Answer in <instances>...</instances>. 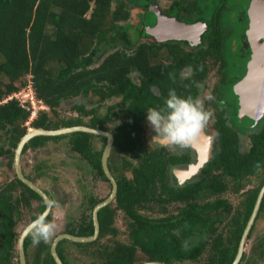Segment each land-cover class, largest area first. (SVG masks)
Here are the masks:
<instances>
[{
    "label": "trees",
    "instance_id": "1",
    "mask_svg": "<svg viewBox=\"0 0 264 264\" xmlns=\"http://www.w3.org/2000/svg\"><path fill=\"white\" fill-rule=\"evenodd\" d=\"M155 1L0 0V157L8 154L9 164H12L14 149L27 132L25 123L31 115L29 102L22 103L17 97L6 98L21 88L29 89V85L37 100L49 108V111L38 110L30 122L32 127L85 124L108 129L107 123L113 117L119 115L120 119L112 130L115 158L111 164L116 173L118 192L115 201L98 214V239L109 237L105 244L69 239L59 242L57 251L65 264H70L66 243L83 251L100 244V260L94 264H137L148 260L167 264H231L264 184V116L257 122L249 115L240 116L239 95L232 89L245 73V59L243 66L234 71L236 74H232L225 85L223 99L228 98L229 106L232 104L233 107L228 108L227 113L217 109L213 122L215 142L212 156L199 177L184 184L177 183L172 165L178 164L179 156L165 146H146V108L163 102L170 88L184 96L197 95V90L181 75L184 66H194L198 72L194 79L201 80L206 60L210 57L219 61L218 72L223 78L221 70L226 66L223 43H227V39L221 28L228 22L225 15L231 10L226 9V5H234L236 0H204L202 5L200 0L194 1L192 4L198 6L197 16L212 23L206 34L210 44L197 51L182 49L180 53H171L166 56L167 62L163 56V44L139 42L141 37L151 33L160 35L154 29L156 14L149 8ZM185 1L173 0L170 14L182 16V10L192 11L193 5H184ZM248 2L245 0L243 4L247 7ZM132 6L144 10L134 26L128 22ZM148 15L153 19H147ZM108 48L114 49L101 59ZM134 72L139 74V82L131 78ZM224 80L221 79L222 83ZM153 85L160 88L162 98L153 94ZM261 86L264 88V84ZM92 93L100 99L118 97L119 101L107 105L104 114H99L94 107L87 109L82 103L74 104L72 108L78 112L76 117L58 123L51 121L50 112L57 115L63 101L76 97L86 99ZM216 100L219 102L218 98ZM84 115H90V119L84 120ZM64 135L69 134L34 136L24 150L51 139L57 141ZM246 135L249 144L244 147ZM69 136L71 147L89 158L99 173L107 178L101 166V153L92 150L90 139L94 134L78 131ZM257 161L261 163L260 171L256 169ZM125 167H129L131 176L125 173ZM14 184L5 185L0 191L1 246L7 250L5 259L0 258V264H10L9 252L15 248L18 236L13 228L18 202L8 192ZM26 188L41 199L37 192ZM241 189L244 191L239 194V204L232 211L230 200L220 195L229 190L238 193ZM96 202L92 199L90 207ZM174 203H179L178 211L166 213L168 205ZM44 206L43 203L42 208ZM142 209L164 214L150 216ZM117 210H122L126 216L129 243L116 239L119 232L114 225ZM263 213L264 198L258 217ZM67 231L76 235L92 234V217L84 228ZM196 235L202 239L195 243L191 238ZM33 243L28 235L25 239L28 264H57L50 251L51 241L34 243L35 249L30 255ZM245 258L246 252L239 264H243Z\"/></svg>",
    "mask_w": 264,
    "mask_h": 264
},
{
    "label": "flooded vegetation",
    "instance_id": "2",
    "mask_svg": "<svg viewBox=\"0 0 264 264\" xmlns=\"http://www.w3.org/2000/svg\"><path fill=\"white\" fill-rule=\"evenodd\" d=\"M170 1H171V4H172L173 0H170ZM194 1H196V0H186L184 2L185 3L184 5H188V4L193 5L192 3ZM203 1L204 0H200L199 4L202 5ZM243 1H245V0H236L234 5H231V6H229V4L226 5V9H231V10H230L229 14L225 15L226 20L228 22H226L224 27L221 28L224 31V35L226 36V39H227V43L226 42L223 43L224 44L223 48H225L223 61L226 62L225 68H223L221 70V73L223 72L222 73L223 78L221 77L220 72H218V68H219V65H220L219 61H215L214 59H212L210 57H208L207 60H206V69H205V71H204V73L202 75L203 77H202L201 80L194 79L196 73L198 74V72H195V67L194 66L186 65L182 69V74L181 75L183 77L187 78L186 80L189 81L190 85L194 89L197 90V95H199V96H201V93H202L201 88H202L203 85H205L204 84L205 81L208 78L212 77V75L210 76L212 71L216 72L218 77H217L216 83L213 85V88L211 89V99L208 100V101L206 100V102H205L206 105L210 104V106L214 108L213 109V115H214L215 118H216L217 109H219L220 112H221V110H223L224 112L227 113L228 112V108L233 107L232 104H231V106H229L230 102L228 101V98L223 99V94L226 91L225 90V85L230 80L229 78L231 77L232 74H236L234 71L240 69V67L243 66V60L245 59L246 62L245 61L244 62H245L246 70H245V73L240 77V79L244 78V76L248 72L250 63L252 62L254 57H259L260 58L259 55L262 56V53H264V0H249L247 7L243 4ZM251 5H252V7H251ZM155 6H157L160 9V11H162L160 6L157 4V1H155L152 4H150V7H149L150 10H152V8L155 7ZM170 7H171V5H170ZM170 7L166 10L165 13L162 12L163 14H165V16L177 17L181 22L190 23V24L191 23L194 24V23H197V22H204L207 26L204 29V31L201 32L200 37H196L194 35L193 36H187L186 35V37H183V34H182L183 32L180 29H178L177 31H173V30H175V28H177V27H180V28L183 29L184 26L182 24H178L177 25L176 23L172 22L171 20H167L166 21V25H165V29H168V30H163L162 32L158 31L160 33V35H158L155 32L153 34L151 33L150 36H152L153 38L150 41H154L156 43H160V44H163L165 46V49L163 51V53H164L163 56L166 58L165 62H167L169 60L166 56L171 55V53H180V50H182V49L186 50V51H192V50L197 51V50H200V48H202V47L209 46V44H210L209 43V37L206 34L208 32V29L212 26L211 22H207V21H205L202 18H199L197 16L198 6H196L195 3L192 6L193 7L192 11H187L186 12V11L182 10L181 11L182 16H180V14H179L180 17L170 14V11H169ZM184 16H185V18H184ZM196 16H197V18H195ZM234 18H237L236 21L234 20ZM167 22H169V23H167ZM237 30H238V34H237ZM260 33H262V34H260ZM150 41L148 40V42H150ZM262 64H264V60L260 62L259 67L256 69V71L257 70H261V73L264 72L263 71L264 65H262ZM136 74L137 75L134 76V74L132 73L131 74V78L134 80V82H139V79H140L139 78V74L138 73H136ZM221 79H225L223 83H222ZM262 84H264V82H261V85ZM151 89H152L151 91L153 92V94H155V96L156 95L157 96H161V98L164 96L163 93L161 94L160 88L157 87V85H153ZM232 89H233L234 94H238L235 91V84L232 87ZM116 98L119 101V98L118 97H116ZM217 98H218L219 102H217V100H216ZM99 99H100V97H99ZM103 99H105V97H102L100 100H103ZM162 103L163 102L161 101L160 104H162ZM239 103H240V101H239ZM213 122H214V120L212 121V128H213V132L215 133V129L213 127ZM144 125H145V131H144L145 132V138H146V141H147L146 146L149 147V148L158 146L155 142H150L151 136L153 134H152V132H150L151 129L148 131V127L149 126H148L146 120L144 122ZM97 127H99V126H97ZM105 130H109V129H105ZM111 132H112V130H111ZM207 132H209V134H211V133L213 134V132L211 131V128H208ZM112 134L114 135L113 132H112ZM49 136H51V135H49ZM213 136H214V134H213ZM93 137H99L100 138L101 143H100L99 147H94V144L92 142V138ZM104 137H105L104 135L95 134L94 133V136H91L90 140H91V143H92V150L94 152H100L101 153V156H100L101 166H102L103 172H104V174H105V176L107 178L103 177V175L101 173H99V170L91 164V161H90L89 158L84 157L80 152L76 151L72 147H71V149L73 151H75V153L76 152L79 153L81 155V157L83 158V160H84V162L81 164L82 165L81 169L79 168L82 172L80 173V177L78 178V181L81 182V183L87 181V182H90L93 186L95 184L97 185V184H99L101 182H108L110 184V190H109V192H108V194L106 196L101 197V198H98L97 196L93 195V193L90 194L89 192H86L88 208H86V210L82 212V214H81L80 218L78 219V222L76 223L75 227L71 223L68 222V223H66L63 232L70 233V232L67 231V229L77 230L80 227L84 228L88 224V220L90 219V216L92 217V220H93L94 207L97 204H99L100 202L106 200V198L112 192V189H113L112 182L109 179V177L106 175L104 167H103V154H104L105 147H106V144H107V138L105 137V139H104ZM245 137H247L248 144H249V136L248 135L244 136L243 140H245ZM214 140H215V136H214ZM47 143L48 142L44 143L43 145L36 146V147H28L25 150L23 148V150H22V152L20 154V161L19 162H20L21 173L27 179H29L33 183L37 184L40 188H42L48 194V196L51 199L52 209H53L54 206L56 205V198H54L52 193L47 188H44L38 182L40 179H43V178H46V179L51 178L50 167L48 166V161L47 160L46 161L45 160H40V159L38 160L39 156H38L37 153H35V151H37L41 147H44ZM26 144L24 145V147L26 146ZM113 145H114V143H113ZM113 145H112V148H111V150H110V152H109V154L107 156V165H108L109 171L111 172V174L113 175L114 179L117 182L116 173L111 168V164L114 162V158H115L114 157L115 153H114V150H113ZM165 147H167L169 150L171 148L170 151L173 154L178 155L179 158H180L178 164L172 165V172L176 171V170L183 171V170L187 169L191 164L197 163L198 160H199L198 150L195 147H193L191 144H188L187 146L168 145V146H165ZM27 151L34 152L35 157H30L29 158L28 167H25L23 165V163H22L23 162L22 158H23V155L25 154V152H27ZM14 155H15V149H14V153H13V157H12V164L11 165L9 164L11 166V168L13 169L14 176L7 182L6 186L8 184H11L12 182H14L15 184L13 186H11V189H9L8 192H11L12 195L13 194H18L17 196L13 195V199L18 202V209H17L18 213H14V215H13L14 220H15L13 228L15 230L16 223H18V221L20 220L19 219V215L21 216L20 210H22V205H29V204L31 205V203H33L35 201L40 202L38 204L37 212H36V214L32 215L31 220L34 219L36 215L42 213L44 211L46 205L44 206V208H42V204L43 203L45 204L44 198L39 193L38 194L41 197V199L38 198V197L33 196L29 192V190L26 188V186L29 187L31 190H34V189L31 188L26 183H24L19 178L16 166H15V160H14L15 156ZM210 158H211V156L209 157V159L207 161L204 162L203 166H205V164L210 160ZM62 161L66 162V160H61V162ZM203 166L190 178L183 177V175H181L180 172H178V174L173 172V177H174V179H175V181L177 183L178 182L179 183H183V184L187 183L189 180H191V179L194 180L195 177H199L200 176V173H201L200 171L203 168ZM126 171H129L130 174L132 175L131 170L129 169V167H125V173H126ZM88 172H89V174H88ZM56 180H57V178H56ZM19 181L22 182V184ZM117 184H118V182H117ZM262 186H261V188H262ZM83 187L85 188L86 186H83ZM4 189H5V187H4ZM4 189H0V191L4 190ZM229 191H231V190H229ZM243 191H244V189H241L238 193L237 192H233V191H231V192H233L234 194H236V196H238L239 194H241L240 192L243 193ZM117 192H118V190H117ZM226 192H228V191L222 192V195H220V196L224 198L225 196H223V193H226ZM258 194H259V192H258ZM116 196H117V194H116ZM116 196L107 205H110L111 203H113L115 201V199H116ZM211 198L213 199L215 197L212 196ZM225 198L229 200L228 197H225ZM92 199H96L97 202L92 207H90V201ZM239 200L236 203H234V204H233V202L230 201L232 203V205H233L232 211L236 209V206L239 204L238 203ZM107 205H105V206H107ZM105 206H102L98 210V214H99V211ZM52 209H51V211H52ZM51 211L49 213L50 216H51ZM117 211H119V210H117ZM120 211H122V210H120ZM87 214H89V215H87ZM258 215H259V213H258ZM115 217H116V215H115ZM0 218H3V217L0 216ZM258 218L259 217L257 216L256 220ZM98 219H99V216H98ZM256 220H255V222H256ZM255 222H254V224H255ZM93 224H94V221H93ZM254 224H253L252 229H251L252 232H253V229H254V226H255ZM2 225L3 224L0 223V258H4L5 259V255H6V251L7 250L4 247L1 246V239H2V231H1V229H2ZM114 225H115V218H114ZM126 225H127V219H126ZM99 227H100V222H99ZM251 231H250V233H251ZM63 232H61V233H63ZM93 233H94V231H93ZM71 234H73V233H71ZM92 234H90V235H92ZM74 235H76V234H74ZM99 235H100V232H99L97 238L95 240H93V241H90V242L98 241L100 244H105L107 239L104 240L105 237L101 238V239H98ZM27 236H26V238H27ZM56 236H54V238ZM79 236H85V235H79ZM251 236H252V233H251ZM18 238L19 237H17L16 243H15V248L10 250V252H9V253H11V255H9L10 264H15V261L12 260L13 259V253L15 251H17V259H16L17 263L21 264L20 263V259H19V253H18ZM53 239H52V241H53ZM66 239L67 238H64V239L60 240L59 242L64 241ZM248 239H250V237H248ZM117 240H119V239H117ZM52 241H51V243H52ZM119 241H121V240H119ZM124 243H126V242H124ZM127 243H129V242H127ZM24 249H25V241H24ZM25 256H26V263L28 264L26 251H25ZM69 263L72 264L70 260H69ZM94 263H96V262H93V264Z\"/></svg>",
    "mask_w": 264,
    "mask_h": 264
},
{
    "label": "rangeland",
    "instance_id": "3",
    "mask_svg": "<svg viewBox=\"0 0 264 264\" xmlns=\"http://www.w3.org/2000/svg\"><path fill=\"white\" fill-rule=\"evenodd\" d=\"M157 4L160 6L162 12H166V10L170 7L171 1L170 0H157ZM115 6V3L113 4ZM143 9L132 6L131 7V17L128 20L129 23L133 24V26L137 23L138 20H140V16L142 14ZM147 19L152 20L153 18L148 15ZM127 23V21L125 22ZM130 31H133V29H130ZM153 37L147 36V37H141L139 39L140 41H150ZM122 47V45L120 46ZM114 48H108L104 51V53L101 55L102 57L107 54L109 51H112ZM99 58V59H100ZM98 63V62H97ZM134 76L137 74L134 72ZM211 78H208L205 81V85L201 88V99L204 102V107L209 113V118L205 124V126L202 128L206 134L210 135L212 137V148H213V142H214V132L212 128V121L215 120V117L213 115V107L210 106V104H205L206 100L211 99V89L213 88V85L216 83L218 75L215 71H212L210 76ZM32 90V88L30 87ZM29 91L27 89L21 88L18 92L13 93L12 95H16L21 101L27 100V97L29 95ZM93 94V93H92ZM99 97L95 94L88 95L86 99H82L80 97H76L67 101H63L61 105L59 106L58 114H51L50 112V119L53 121V123H58L61 120L73 118L76 117L78 112L74 110L72 107L74 104H84L87 109L96 108L99 114H104L106 112L107 105L113 104L115 102H118V99L116 97L111 98H105L103 100H100ZM35 104H38L36 101H34ZM39 105V104H38ZM45 105V104H44ZM35 106V105H34ZM46 106V105H45ZM36 109L39 108V106L36 105ZM46 108V107H44ZM49 111V108L45 109ZM35 118V117H33ZM33 118H29L28 121L25 123L26 126L30 125V122ZM83 119L88 121L90 119V115L83 116ZM120 123L119 115L116 117H113V119L107 123L108 129L111 131L113 130L118 124ZM29 128V127H28ZM32 128V127H31ZM208 128H211V131L213 134H209L207 132ZM150 128L148 127V131ZM152 132V131H150ZM152 134H154L152 132ZM70 135V134H69ZM64 135L61 139L55 141L50 140L48 143L44 146L35 151V153L38 154V160H47L48 166L50 167V175L51 178L46 179H40L38 182L41 186L44 188H47L54 198H56V205L51 211V218L50 220L54 221L56 224L55 231L53 235L48 239V241H52L54 236L64 231L66 223H71L74 227L76 226V223L78 222V219L80 218L83 211L88 208L87 205V197L86 192H89L90 194L93 193V195L97 196L98 198L104 197L108 194L110 190V184L108 182H101L99 184H95L94 186L90 182H79L78 178L80 177V173L82 172L81 164L84 162L83 158L79 153H75L71 149L70 145V136ZM69 136V137H68ZM92 142L94 144V147H99L101 140L99 137H93ZM193 147H195L198 150V147L195 146V144L191 141L189 142ZM243 146H248V139L245 137V140H243ZM211 148V149H212ZM171 150V148H170ZM35 157L34 152L27 151L23 155V165L25 167H28L29 164V158ZM61 160H66V162ZM10 156L8 154L0 157V189H2L7 182L14 176L13 169L9 165ZM80 168V169H79ZM89 174V172H88ZM126 174L128 176H131L129 171H126ZM57 178V180H56ZM83 186H86L85 188ZM14 196H17L18 194H13ZM223 196L228 197L231 202L236 203L240 197L239 195L236 196L231 191H228L226 193H223ZM40 202L35 201L31 203V205H22V210H20L21 216L19 215V221L16 223L15 231L17 233V237L21 234V232L24 230L25 226L30 222L32 215L36 214L38 204ZM178 203L170 204L167 207L166 213L171 212H177L178 211ZM157 208V207H156ZM142 212L144 214L150 215V216H160L164 213L154 210H148V209H142ZM89 215V214H87ZM115 225L117 226L119 232L117 235V239L123 241V242H129V229L126 225V217L125 214L122 211H117L116 217H115ZM254 229L252 232V236L245 245V252H246V258L243 262V264H264V255L261 253L264 248V213L260 215V217L256 220L254 224ZM109 237V236H108ZM108 237H105L107 239ZM202 236L196 235L191 238V240L199 241ZM66 254L69 257V260L72 264H93V262H99L100 260V253L101 251V245H94L90 250L83 251L80 250L78 247H76L72 243H66L65 245ZM17 249V248H16ZM35 249V244L33 243L32 247L30 248V255H33ZM98 251V252H97ZM141 252H138L139 258L141 257ZM17 251L13 253V259L15 261V264L17 263Z\"/></svg>",
    "mask_w": 264,
    "mask_h": 264
},
{
    "label": "water",
    "instance_id": "4",
    "mask_svg": "<svg viewBox=\"0 0 264 264\" xmlns=\"http://www.w3.org/2000/svg\"><path fill=\"white\" fill-rule=\"evenodd\" d=\"M252 7V5H251ZM152 10L155 12L157 16L156 24L154 26V29H157L158 31L168 30L165 29L166 21L171 20L172 22L178 24H182L184 28L177 27L173 31H177L180 29L183 32V37L187 36H196L200 37L201 32L204 31L206 28V24L204 22H197V23H185L181 22L177 17H169L165 16V14L160 11V9L155 6L152 8ZM171 30V29H170ZM150 31V29L148 30ZM259 57H254L252 62L250 63L249 69L247 74L244 76V78L240 79L237 83H235V91L239 94V101H240V109L239 113L240 116L243 115H249L251 118L254 119L255 122H257L259 119H261L264 116V88L260 89L258 92H254V94L251 93L252 87L258 86L259 84L256 83V81L263 80L264 82V72L261 73L260 71L256 74V69L259 67L260 62L262 61V56L259 55ZM264 65V64H262ZM262 75H261V74ZM256 75L254 78L253 76ZM247 88V89H245ZM258 88V87H257ZM245 89V90H244ZM262 93V95H260ZM254 106V108H252ZM78 131H84L89 133H95V134H101L104 135L107 138V144L105 147V151L103 154V167L105 170L106 175L109 177V179L112 182V192L110 195L106 198V200L100 202L94 207L93 210V221H94V233L92 235H85V236H79L74 235L71 233H60L58 234L51 243V254L54 257L57 264H65L57 252V244L60 240L67 238L72 241L76 242H90L97 238L100 227H99V219H98V210L102 207L110 203L116 196L117 190H118V184L116 180L114 179L113 175L109 171L108 165H107V156L112 148L113 142H114V135L107 130H103L100 127H93L85 124H76L71 126H61L58 128H45V127H32L27 130V132L20 138V140L17 143V146L15 148V166L17 169V173L19 178L29 185L31 188H33L37 193H39L45 200V209L43 212H46L48 215L52 209V202L48 194L40 188L37 184L33 183L31 180L27 179L20 170V154L24 148V145L32 139L34 136L38 135H62V134H68L72 132H78ZM193 142L196 147H198V153H199V160L197 163L191 164L187 169L183 171H174V173L180 172L181 175L185 178H190L192 175H194L203 165L204 162L209 159L210 156H212V137L205 133L203 129L199 132L197 136H195L190 142ZM264 197V185L259 191V194L257 196L253 211L249 217V220L244 228L241 240L239 242L237 254L231 264H239L242 256L244 254L245 245L248 240L250 231L252 229V226L258 216L262 201ZM27 235H25V229L22 231L18 238V253H19V259L21 264H27L26 263V256H25V249H24V241ZM137 264H167L163 261L158 260H148L143 261Z\"/></svg>",
    "mask_w": 264,
    "mask_h": 264
},
{
    "label": "clouds",
    "instance_id": "5",
    "mask_svg": "<svg viewBox=\"0 0 264 264\" xmlns=\"http://www.w3.org/2000/svg\"><path fill=\"white\" fill-rule=\"evenodd\" d=\"M30 87L32 88L29 85V89H27L30 92L27 100L21 101L16 95L12 94L6 100L17 97L22 103L29 102L30 106L28 108L31 109L29 118H33L36 117L39 109H47L48 106L37 100L33 88L31 90ZM31 96L34 97V101L39 105L32 102ZM36 105L39 106L38 109L35 108ZM208 118L209 113L199 95L195 97L191 95L184 96L178 94L174 88L168 90V94L164 97L162 104L146 108L145 116L149 128L154 133L150 142H155L160 146H187L190 140L197 136L205 126ZM28 127L31 128L32 126L29 125ZM256 169L257 171L261 169L259 161L256 163ZM55 228V222L48 219L46 212H42L25 226V235H31L34 243L46 242L53 235Z\"/></svg>",
    "mask_w": 264,
    "mask_h": 264
},
{
    "label": "bare ground",
    "instance_id": "6",
    "mask_svg": "<svg viewBox=\"0 0 264 264\" xmlns=\"http://www.w3.org/2000/svg\"><path fill=\"white\" fill-rule=\"evenodd\" d=\"M169 22H170V21H169ZM169 22H167V23H169ZM170 23H171V22H170ZM170 25H171V24H170ZM182 34H183V33H182ZM259 71H260V70H257V71H256V74H257ZM263 71H264V69H263ZM260 72H261V71H260ZM260 74H261V73H260ZM253 77L255 78L256 75H254ZM261 82H263V80H260V81H258V82L256 81V83L259 84V85H258V86H255V87H252V89H251V93H252V94H254V92H258V91H260V89H263L262 86H261ZM257 87H258V88H257ZM261 94H262V93H260V95H261ZM252 108H254V106H252Z\"/></svg>",
    "mask_w": 264,
    "mask_h": 264
},
{
    "label": "built area",
    "instance_id": "7",
    "mask_svg": "<svg viewBox=\"0 0 264 264\" xmlns=\"http://www.w3.org/2000/svg\"><path fill=\"white\" fill-rule=\"evenodd\" d=\"M31 98H32V102H34V97H33V96H31Z\"/></svg>",
    "mask_w": 264,
    "mask_h": 264
}]
</instances>
